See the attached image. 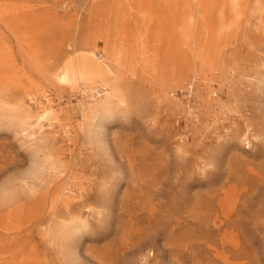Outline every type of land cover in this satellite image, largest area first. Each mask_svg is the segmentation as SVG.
Listing matches in <instances>:
<instances>
[{"label": "rangeland", "instance_id": "obj_1", "mask_svg": "<svg viewBox=\"0 0 264 264\" xmlns=\"http://www.w3.org/2000/svg\"><path fill=\"white\" fill-rule=\"evenodd\" d=\"M0 264H264V0H0Z\"/></svg>", "mask_w": 264, "mask_h": 264}, {"label": "bare ground", "instance_id": "obj_2", "mask_svg": "<svg viewBox=\"0 0 264 264\" xmlns=\"http://www.w3.org/2000/svg\"><path fill=\"white\" fill-rule=\"evenodd\" d=\"M103 57H104V56H102V55L99 56L98 58L96 57V60H101V61H102V60H103Z\"/></svg>", "mask_w": 264, "mask_h": 264}, {"label": "crops", "instance_id": "obj_3", "mask_svg": "<svg viewBox=\"0 0 264 264\" xmlns=\"http://www.w3.org/2000/svg\"><path fill=\"white\" fill-rule=\"evenodd\" d=\"M166 37H167V35L165 36V41H166Z\"/></svg>", "mask_w": 264, "mask_h": 264}]
</instances>
